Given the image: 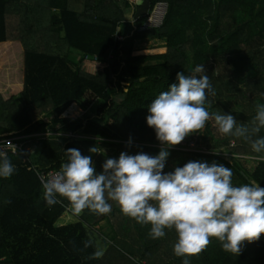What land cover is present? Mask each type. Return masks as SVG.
Returning <instances> with one entry per match:
<instances>
[{"label": "trees", "instance_id": "16d2710c", "mask_svg": "<svg viewBox=\"0 0 264 264\" xmlns=\"http://www.w3.org/2000/svg\"><path fill=\"white\" fill-rule=\"evenodd\" d=\"M141 1L0 0V137L41 135L22 140L30 150L9 154L15 172L0 177V264H182L173 252L174 230L152 239L150 225L124 216L112 201L109 214L85 209L75 216L64 198L47 205L38 178L40 172L59 171L69 148L91 156L97 173L113 158L100 155L106 145L130 155L158 154L161 144L146 123L148 106L177 83V73L190 75L197 65H204L220 112L224 108L236 121L250 112L252 119L256 105L264 104V0ZM160 3L167 4L162 24L140 31ZM71 50L81 54L77 64ZM73 104L85 114L63 117ZM205 107L213 113L208 102ZM211 129L209 120L191 134L210 154L169 148L164 172L189 161L216 162L232 169L234 186L264 187V152H254L243 138L217 139ZM260 136L264 128L254 138ZM244 157L256 159L253 170L245 168ZM98 249L103 256L90 259ZM188 259L189 264H264V234L244 242L239 255L225 252L212 238Z\"/></svg>", "mask_w": 264, "mask_h": 264}, {"label": "clouds", "instance_id": "9594fccd", "mask_svg": "<svg viewBox=\"0 0 264 264\" xmlns=\"http://www.w3.org/2000/svg\"><path fill=\"white\" fill-rule=\"evenodd\" d=\"M203 73L204 65H197L190 75L177 73V83L148 106L146 123L161 144L158 154L121 152L118 159H106L97 173L91 156L69 148L60 170L41 180L47 205L62 204L57 198L61 197L75 216L85 209L105 215L112 211L109 201L115 202L124 216L150 225L152 239L163 238L165 229L174 230L173 252L183 258L182 264L202 253L212 238L225 252L237 255L245 241L259 240L264 234V187L260 184L234 186L232 169L216 162L189 161L164 172L168 149L204 129L212 119L220 134L243 138L254 152H264V136L254 138L264 128V104L256 105L251 127L238 125L231 114L210 113L205 105L216 93ZM90 152L95 153V147ZM14 172V165L0 152V177L9 178ZM103 254L98 249L89 258L99 259Z\"/></svg>", "mask_w": 264, "mask_h": 264}, {"label": "rangeland", "instance_id": "374dc122", "mask_svg": "<svg viewBox=\"0 0 264 264\" xmlns=\"http://www.w3.org/2000/svg\"><path fill=\"white\" fill-rule=\"evenodd\" d=\"M79 1L80 0H78V5H79ZM131 2H133L134 0H130ZM126 19L127 20H129L130 18H131V16H130V12L128 11L127 12V14H126ZM159 18V17H158ZM154 19V18H153ZM161 18H159L158 20H160ZM153 21V20H152ZM162 22H163V20L161 21V23H160V25L162 24ZM160 25H158V26H160ZM158 26H153V27H151V28H154V27H158ZM120 28L121 29H125L126 28V32L128 31V27H127V25H122V26H120ZM18 33V32H17ZM120 40H122V38L120 39ZM157 44H159L158 42H157ZM140 45H141V47H142V44H139V43H136L135 44V47L136 48H139L140 47ZM146 45H148L147 43H146ZM66 51H68V49H66ZM69 57H70V59H71V61H73L74 63H78L79 61H80V59H81V54H79L78 52H76V51H74V50H71V51H69ZM237 83H239L238 81H236ZM240 84V83H239ZM241 85V87L242 88H244V89H246L247 88V84H245V83H242V84H240ZM249 88H251V86L249 87ZM252 89V88H251ZM248 93H249V91L248 90H246ZM255 96H252L251 95V98L253 99ZM261 99V98H260ZM234 100H236V99H234ZM16 101H19V99H17ZM238 101L240 102V103H242L243 102V99H241V98H239L238 99ZM250 100H247V101H244V103H245V105H249V102ZM208 103H209V107L213 110V113H220V114H230V112L228 113L224 108L222 109V111L220 112L219 111V109H217V107H218V105H219V102H218V98L216 97V96H209L208 97ZM259 103V102H258ZM259 104H261V103H259ZM16 104H15V106L12 108V111H15V108H16ZM22 107V105H21V103L19 102L18 103V109H20ZM252 109V108H251ZM250 109V110H251ZM9 112H11V110L9 111H7V114L9 113ZM49 111L47 110V113H48ZM36 114H39V112H36ZM85 114V111L82 109V108H80V106H77L76 104H73L71 107H70V109L66 112V113H64L63 114V117H82L83 115ZM89 114H94V113H92L91 111H89ZM251 114H253V113H251ZM250 112L248 113V112H246V120H241V119H238L237 120V124L239 125V124H243V123H245V122H248V126L249 127H251V125H252V119L250 118ZM255 116V115H254ZM253 116V117H254ZM36 117H39V115L38 116H36ZM41 118H47L46 117V115H41ZM251 119V120H250ZM210 122H211V124H212V129H211V131L213 132V136L215 137V138H217V139H226L228 136H226V135H222V134H220L219 132H218V130H217V127H216V125H215V121H214V119H212V120H210ZM246 124V123H245ZM54 134H57V133H54ZM59 134V133H58ZM61 134V133H60ZM59 134V135H60ZM64 136H66L67 134H63ZM241 139V141L243 140L242 138H240ZM209 140H210V138H209ZM204 141H202L201 139H199L198 140V142L196 143L195 142V146L194 147H192L191 148V151H193V152H208V150H206V147H205V145H204V143H203ZM231 146L232 147H236L237 146V142L236 141H231ZM243 144V143H242ZM243 147H245L244 145H242ZM191 151H189V152H191ZM227 150H226V148H222L221 150H220V153H222L223 155V158L224 159H226V161L227 162H229V154H227V152H226ZM99 153H100V155H106V156H110V157H113V158H117L118 159V157H119V155H120V150H118L117 148H115V147H112L111 145H106V147L104 148V149H102V150H100L99 151ZM242 158V157H241ZM244 159V161H247V162H245L244 163V166H245V168L246 169H248L249 171H250V169L251 170H253V168L255 167V160L256 159H252L251 157H244L243 158ZM102 226L104 227L103 228V231H108V227H106V224L105 223H103L102 224ZM101 226V227H102ZM101 240H103V238L101 239ZM107 242V241H106ZM245 244H247V241H245Z\"/></svg>", "mask_w": 264, "mask_h": 264}, {"label": "built area", "instance_id": "2783aa9c", "mask_svg": "<svg viewBox=\"0 0 264 264\" xmlns=\"http://www.w3.org/2000/svg\"><path fill=\"white\" fill-rule=\"evenodd\" d=\"M157 9H158V11H162L163 18H164L166 10H167V4H165V3L158 4L155 7L152 14L149 15L146 22L139 28L140 31L149 29L153 26L160 25L163 18L158 20L159 18H158V16H156V18H154L152 21V16L156 12ZM35 137H41V135L40 136H27V137H14L13 134L4 135V136H2V138L0 137V152L6 154V156H8L9 154L18 155L19 152H22L24 150H30V146L27 145L28 144L27 141L22 142V140L34 139ZM195 142L196 143L198 142V137L190 135V136L186 137L185 140L181 142V144L174 146V147H171V148L189 152V151H191V148L195 146ZM191 152H193V151H191ZM196 153L210 154L209 152H202V153L196 152ZM56 172H58V171L50 170L48 172H40V174L38 175L39 181L41 182L42 179L46 180V179L54 176Z\"/></svg>", "mask_w": 264, "mask_h": 264}, {"label": "bare ground", "instance_id": "6f19581e", "mask_svg": "<svg viewBox=\"0 0 264 264\" xmlns=\"http://www.w3.org/2000/svg\"><path fill=\"white\" fill-rule=\"evenodd\" d=\"M156 16H158L159 18H163V13H162V11H158V9L156 10V12L153 14V16H152V20H153V18H156Z\"/></svg>", "mask_w": 264, "mask_h": 264}, {"label": "water", "instance_id": "95a60500", "mask_svg": "<svg viewBox=\"0 0 264 264\" xmlns=\"http://www.w3.org/2000/svg\"><path fill=\"white\" fill-rule=\"evenodd\" d=\"M136 4H141L142 3V1L141 0H136V2H135Z\"/></svg>", "mask_w": 264, "mask_h": 264}, {"label": "crops", "instance_id": "0c3cea01", "mask_svg": "<svg viewBox=\"0 0 264 264\" xmlns=\"http://www.w3.org/2000/svg\"><path fill=\"white\" fill-rule=\"evenodd\" d=\"M134 2H136L135 0H134ZM129 12H130V16L132 15V11L131 10H129ZM131 19V18H130Z\"/></svg>", "mask_w": 264, "mask_h": 264}]
</instances>
